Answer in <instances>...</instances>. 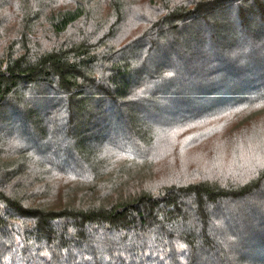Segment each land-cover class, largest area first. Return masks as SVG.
Returning <instances> with one entry per match:
<instances>
[{"label":"trees","instance_id":"trees-1","mask_svg":"<svg viewBox=\"0 0 264 264\" xmlns=\"http://www.w3.org/2000/svg\"><path fill=\"white\" fill-rule=\"evenodd\" d=\"M90 1L26 2L16 23L0 2V264H264V160L150 187L106 159L142 157L160 101L199 104L197 123L264 106V0L153 1L124 45L122 0L106 29ZM52 174L88 179L82 200L48 203Z\"/></svg>","mask_w":264,"mask_h":264},{"label":"rangeland","instance_id":"rangeland-1","mask_svg":"<svg viewBox=\"0 0 264 264\" xmlns=\"http://www.w3.org/2000/svg\"><path fill=\"white\" fill-rule=\"evenodd\" d=\"M49 1L53 2V8L59 9L71 8L75 0ZM153 1L158 2V0H122L126 18L118 30V44L124 45L139 38L149 28L147 25L149 20L156 17L150 9ZM0 2H4V5L6 2V10L3 13L7 15V20L15 23L16 15L20 14L16 7H23L26 2L29 6L38 4L37 0H0ZM90 3L92 13L104 23L105 29L108 28L113 20L109 0H93ZM82 28L87 29L84 26ZM7 31L9 33L11 29ZM15 31L14 29L11 33ZM43 43L42 46L47 44L45 41ZM161 104L162 101L156 103L157 108L161 109L159 114L154 111L145 119L152 127L151 131L155 138L152 145L141 155L143 158H126L129 155L128 149H125L122 155L120 152L114 154L109 150L108 157L105 156L110 170L116 171L117 174L122 170L126 179L131 175L133 186L154 187L164 181L176 180L188 182L202 175L243 179L264 160V106L260 110L227 111L215 119L197 123L195 119L199 116L195 117L190 111L195 109L197 113L200 112L202 108L198 106L199 104H192L195 107L190 106V108H180V105H169V103L164 105V108ZM189 114L195 118H190ZM187 115L188 118L185 117ZM87 180L67 179L60 175L51 176L48 203L60 207L82 200L84 192L89 188Z\"/></svg>","mask_w":264,"mask_h":264}]
</instances>
